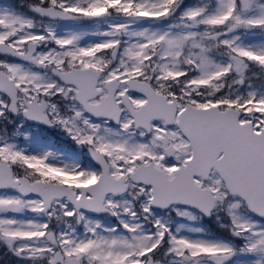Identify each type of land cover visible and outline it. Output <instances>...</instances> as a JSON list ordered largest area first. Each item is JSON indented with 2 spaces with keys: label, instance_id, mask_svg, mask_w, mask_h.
I'll use <instances>...</instances> for the list:
<instances>
[{
  "label": "snow or ice",
  "instance_id": "1",
  "mask_svg": "<svg viewBox=\"0 0 264 264\" xmlns=\"http://www.w3.org/2000/svg\"><path fill=\"white\" fill-rule=\"evenodd\" d=\"M0 264H264V0L0 3Z\"/></svg>",
  "mask_w": 264,
  "mask_h": 264
},
{
  "label": "trees",
  "instance_id": "2",
  "mask_svg": "<svg viewBox=\"0 0 264 264\" xmlns=\"http://www.w3.org/2000/svg\"><path fill=\"white\" fill-rule=\"evenodd\" d=\"M0 1H2L4 3H8L9 2V0H0Z\"/></svg>",
  "mask_w": 264,
  "mask_h": 264
},
{
  "label": "rangeland",
  "instance_id": "3",
  "mask_svg": "<svg viewBox=\"0 0 264 264\" xmlns=\"http://www.w3.org/2000/svg\"><path fill=\"white\" fill-rule=\"evenodd\" d=\"M0 3H3V2H0Z\"/></svg>",
  "mask_w": 264,
  "mask_h": 264
}]
</instances>
